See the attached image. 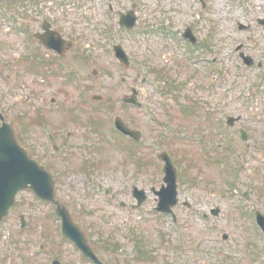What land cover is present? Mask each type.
<instances>
[{"label":"rangeland","instance_id":"1","mask_svg":"<svg viewBox=\"0 0 264 264\" xmlns=\"http://www.w3.org/2000/svg\"><path fill=\"white\" fill-rule=\"evenodd\" d=\"M131 10L136 27L120 29L119 12ZM44 19L53 21L75 43L63 57L75 69L76 81L68 88L65 76L50 85L37 68L26 65V34L11 26L29 24L37 32ZM258 19H264V0L0 4V113L20 144L40 151L34 155L38 160L43 163L45 150L50 159L44 161L57 162L58 200L77 225L88 232L92 229V234L86 233L98 239L95 248L109 264H261L251 261L258 253L246 246L263 243L253 220L257 210L264 215V25ZM240 25L246 29H239ZM189 28L201 47L193 54L183 39ZM115 45L124 48L131 67L118 64ZM240 52L253 59V67L244 65ZM171 87L178 90L172 93ZM132 88L139 92L142 109L121 101L132 94ZM94 95L103 99L92 101ZM173 95L178 102L171 100ZM51 98L59 102L51 104ZM75 101L78 106L72 107ZM26 116L34 126L29 132ZM117 116L142 132V146L126 143L113 132ZM229 116L241 120L229 127ZM170 117L185 120L186 129L164 128L161 124H170ZM35 120L57 128L58 155ZM79 128L82 134L77 133ZM237 129L250 134L247 143ZM168 150L175 153L183 170L178 178L176 223L156 212L157 197L152 193L163 184L158 154ZM133 186L148 196L139 209L132 208L137 203ZM216 207L221 212L211 217ZM20 215L30 225L25 233L31 236L29 243L18 231ZM54 215L53 206L37 201L31 193H21L0 226V264H11V260L23 264L28 250L31 261L25 264H47L36 252L44 236L52 240V248H66L75 259L67 242L61 245L55 240L59 222ZM203 215H209L208 221ZM141 239L143 251L152 260L136 257ZM199 246L207 250V256L197 250ZM186 248L196 251L186 253Z\"/></svg>","mask_w":264,"mask_h":264},{"label":"water","instance_id":"2","mask_svg":"<svg viewBox=\"0 0 264 264\" xmlns=\"http://www.w3.org/2000/svg\"><path fill=\"white\" fill-rule=\"evenodd\" d=\"M136 24V17L133 11H129L127 15H123L121 19V26L132 28ZM47 30V27L44 26ZM50 40L44 39L46 45L54 48L60 52L64 50L63 46L66 41L62 39L57 32H50L48 35ZM185 37L196 41L190 31ZM114 50L119 61L125 66H130L128 55L124 52L121 46H115ZM248 65L252 64L250 59H246ZM127 102H136L135 98L128 99ZM3 125L0 128V222L8 214L9 209L15 204L16 195L22 190H33L43 200L56 202L55 188L52 181V176L45 172L39 165L28 157L27 151L18 144L14 137V132L9 124H7L2 116ZM117 127L126 135H130L135 139L141 137L140 132L132 131L122 119H117ZM234 120L230 121L233 124ZM166 162L165 166V183L167 187L161 189L156 194L159 195L158 210L164 212H171V207L177 204V174L168 156H164ZM137 191V189H136ZM140 204L143 203L147 196L144 191L136 193ZM58 214L63 216L66 221V229L72 235L75 231L69 218L67 210L58 204ZM216 210L215 214H218Z\"/></svg>","mask_w":264,"mask_h":264},{"label":"flooded vegetation","instance_id":"3","mask_svg":"<svg viewBox=\"0 0 264 264\" xmlns=\"http://www.w3.org/2000/svg\"><path fill=\"white\" fill-rule=\"evenodd\" d=\"M25 28H26V32H27V30L30 28V25L27 24L25 26ZM39 46L42 49V51L38 52L37 57H35L33 62H31L32 58L30 56L28 57V54H25L26 65L28 67L31 65H33V66L38 65L40 70H41V73H42V75H41L42 79L48 78L47 83H50V85L52 82H58L59 79H62L65 76V81H66L65 87L68 88L69 85L73 86L74 85V82H73L74 70H75L73 67V63L70 61H65V62L63 61V57L65 56V54L60 55L58 52H56L54 50H49L48 48L43 46L41 43L39 44ZM64 50H66V53H67L68 45H66L64 47ZM67 75H70L69 80L67 78ZM69 82H70V84H69ZM70 105L72 107H75V106H78V103H77V101H75V105H74V103L73 104L70 103ZM41 125L43 128L47 129L46 124L44 122H42ZM162 126H164V124ZM50 129H52L53 132L56 134V130H57L56 127H51ZM169 129H171V128L169 127ZM78 133L79 134L83 133L81 128H79ZM69 135H72V134L70 133ZM54 149H55V153L58 155V152H59L58 147H54ZM39 154H40V152L35 153L34 155H39ZM173 154L175 155V153H173ZM43 155H44V159H43V163H44L45 162L44 160H47L50 158H48L45 153H43ZM34 157L36 158V156H34ZM38 161L40 162V160H38ZM40 164H42V163L40 162ZM47 164L45 162V165L44 164H42V165H44V167H46L48 169H52V170H56L59 167V165H57V162H55V164L52 163V165H50L49 163H47ZM60 167H61V164H60ZM29 227H27L26 230H29ZM88 234H92V230H90L88 232ZM57 235H58V229H57ZM86 239L88 241L89 246L96 253L95 243L97 242L98 239H96L93 236L89 237L88 235H86ZM55 240L58 241L61 245H64L67 242L69 244V246L75 252V259H72V255H68L66 248L64 250L52 248L51 247L52 240L49 238H45V236H44L42 238V241L44 242L43 246H42L43 254L38 255V256L42 257V258H46L45 261L47 262V264H80L78 262V258H77V255L80 252H81V254H83V262L81 264H91V262L93 261L91 258L86 257L85 254L78 248V246L73 241L66 239V238L64 240H61L59 237H56V236H55ZM202 248L199 250L201 253H203ZM188 252H190V250H188ZM29 254H31V250H28L27 252H25L23 254V264H25V262L29 263L31 261V256ZM203 254H205V256H207L206 252ZM50 255H52V257H53L52 261L50 259ZM99 257L102 258V255H100ZM53 261H55V262L53 263ZM181 262H183V260ZM10 263L13 264V261L11 260ZM105 263L109 264V262L107 260H105ZM156 263L157 262L154 261V264H156Z\"/></svg>","mask_w":264,"mask_h":264}]
</instances>
